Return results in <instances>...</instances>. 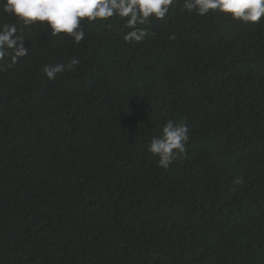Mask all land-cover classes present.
<instances>
[{"label": "trees", "instance_id": "1", "mask_svg": "<svg viewBox=\"0 0 264 264\" xmlns=\"http://www.w3.org/2000/svg\"><path fill=\"white\" fill-rule=\"evenodd\" d=\"M81 27L17 24L28 54L0 71V264H264V18L177 0L139 43L119 17ZM168 120L189 141L163 169Z\"/></svg>", "mask_w": 264, "mask_h": 264}, {"label": "clouds", "instance_id": "2", "mask_svg": "<svg viewBox=\"0 0 264 264\" xmlns=\"http://www.w3.org/2000/svg\"><path fill=\"white\" fill-rule=\"evenodd\" d=\"M176 3L177 0H0L2 12L16 21L0 23V71L28 54L25 37L18 34L17 24H40L46 26L52 36L64 34L78 44L85 35L82 22H103L115 16L124 20V27L129 29L123 36L124 42L139 43L147 35L140 26L149 24L153 18L164 19ZM183 9L200 17L218 13L241 23H259L264 18V0H183ZM78 64L79 60L72 58L67 64H46L42 72L52 81ZM188 141V126L168 120L161 133L152 137L147 150L157 158L159 167L167 169L186 154Z\"/></svg>", "mask_w": 264, "mask_h": 264}]
</instances>
